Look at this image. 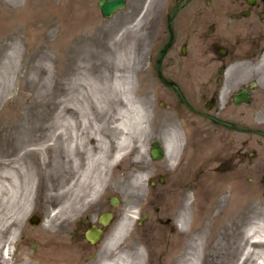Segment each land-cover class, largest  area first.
<instances>
[{"label":"rangeland","instance_id":"374dc122","mask_svg":"<svg viewBox=\"0 0 264 264\" xmlns=\"http://www.w3.org/2000/svg\"><path fill=\"white\" fill-rule=\"evenodd\" d=\"M99 1L0 0V264H87L93 252L60 224L100 191L104 144L105 196L133 218L105 240V264H261L247 257L264 240L257 175L221 174L171 128L151 130L142 62ZM156 136L151 173L141 164ZM168 169L169 185L149 191Z\"/></svg>","mask_w":264,"mask_h":264},{"label":"flooded vegetation","instance_id":"af4514ba","mask_svg":"<svg viewBox=\"0 0 264 264\" xmlns=\"http://www.w3.org/2000/svg\"><path fill=\"white\" fill-rule=\"evenodd\" d=\"M124 2L105 20L120 21V38L135 61L142 62L154 102L151 130L158 135L163 125L171 128L184 139V151L202 154L205 163L216 164V171L226 167L221 174L242 170L257 175L264 189V0ZM157 137L141 164L144 171L157 169L155 144L162 148ZM170 172L158 182L152 174L149 191L169 185ZM100 177V191L78 201L83 203L79 217L60 224L62 236L93 252L87 264L100 255L105 264V240L121 227L122 201L105 196V144ZM93 181L90 177L86 188ZM141 219L136 225H144ZM160 223L169 226L171 220ZM89 238L100 240L94 244Z\"/></svg>","mask_w":264,"mask_h":264},{"label":"bare ground","instance_id":"6f19581e","mask_svg":"<svg viewBox=\"0 0 264 264\" xmlns=\"http://www.w3.org/2000/svg\"><path fill=\"white\" fill-rule=\"evenodd\" d=\"M124 144L123 142H120V145ZM62 211V207H60L59 211ZM128 215V214H127ZM135 218V217H134ZM133 218H129V216H126L123 220H122V226L120 227L119 231H123L124 227L127 226V224L129 225L131 223ZM1 242H3V238L1 239ZM252 251H250L248 253L247 257L250 256H254L257 262H260L261 264H264V240H256L252 243ZM9 251L7 250V253ZM132 256L130 254H123L122 256L119 257V259H117V261L123 262L124 259H129ZM248 260V259H247ZM129 260L125 263L128 264ZM132 262V261H131ZM137 264V262H136ZM195 264V263H193Z\"/></svg>","mask_w":264,"mask_h":264},{"label":"water","instance_id":"95a60500","mask_svg":"<svg viewBox=\"0 0 264 264\" xmlns=\"http://www.w3.org/2000/svg\"><path fill=\"white\" fill-rule=\"evenodd\" d=\"M124 5L122 0H115V1H110V2H105V0H102L99 2V6L103 12L104 16H111V14L118 10L119 8H122ZM163 156V152L161 150H158L156 152L155 157L157 159H161Z\"/></svg>","mask_w":264,"mask_h":264}]
</instances>
